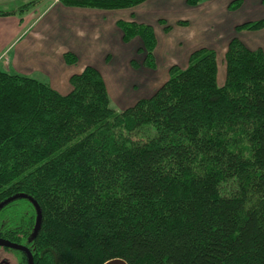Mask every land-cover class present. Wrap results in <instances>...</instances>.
Segmentation results:
<instances>
[{
	"label": "trees",
	"instance_id": "obj_1",
	"mask_svg": "<svg viewBox=\"0 0 264 264\" xmlns=\"http://www.w3.org/2000/svg\"><path fill=\"white\" fill-rule=\"evenodd\" d=\"M144 1L59 0L106 11ZM118 28L155 69L152 26ZM224 64L219 86L216 53L196 49L119 112L93 67L66 95L0 68V238L34 264H264V52L232 37ZM21 195L35 210L15 208Z\"/></svg>",
	"mask_w": 264,
	"mask_h": 264
},
{
	"label": "crops",
	"instance_id": "obj_2",
	"mask_svg": "<svg viewBox=\"0 0 264 264\" xmlns=\"http://www.w3.org/2000/svg\"><path fill=\"white\" fill-rule=\"evenodd\" d=\"M38 2L28 10H20L25 3L12 10H0V68L36 80H40L36 77L40 76L53 90L66 95L72 89L70 78L90 66L101 74L110 99L112 88L107 77L112 74L115 81L117 75V82L122 86L123 79L117 68L124 66L132 70L143 61V54L138 52L140 41L133 39L124 43L118 22H137L154 29L157 24L165 25L167 19V31H170L176 25L189 26L195 9L201 7V4L189 7L186 0H145L130 9L106 11L65 7L59 0H46L41 6L37 5ZM170 9L173 10L170 12ZM8 11L15 13L1 14ZM159 19H164V23ZM234 27L231 28L237 34ZM67 55L71 56L70 60L66 59ZM139 70L146 71L145 68ZM122 91L119 96L127 97V89Z\"/></svg>",
	"mask_w": 264,
	"mask_h": 264
},
{
	"label": "rangeland",
	"instance_id": "obj_3",
	"mask_svg": "<svg viewBox=\"0 0 264 264\" xmlns=\"http://www.w3.org/2000/svg\"><path fill=\"white\" fill-rule=\"evenodd\" d=\"M30 1H39L37 5L40 6L46 2V0H5L0 2V10H12L17 5L26 4ZM230 1L232 0L203 2L200 8L195 9L194 15L187 24L189 25L187 27L176 25L174 27L175 29H172V27L170 31H167V26L169 25L166 21L167 19L165 23L163 22L165 25L157 24L154 28L155 30L153 29L156 31V47L154 51L156 68L153 70L145 68L146 71L139 70V68H143L141 63L137 64L136 67H132V70L124 66L117 68L123 79L122 86H119L117 82V75H114L116 77L115 81L112 74L107 77L110 79L109 85L112 88V98L110 99L111 107L119 112L132 106L139 99L150 97L166 81V69L172 65L180 68L186 67L189 53L196 49L204 47L216 53L217 83L219 86L224 83V53L228 41L232 37H237L250 49L260 48L264 52V27L258 31H242L237 34L231 28L247 21L264 20V0H253V3L249 0H239L241 4L234 11H230L229 7L231 4H234L233 2L238 0ZM172 10L170 9V12ZM110 69L113 70V68ZM36 77L40 79V82L44 83L47 81L40 76ZM123 88H126V92H129V94H126L128 99L127 97L122 98V96H119V93H123ZM21 197L23 199L17 201L15 208H20L23 213L25 211L31 212L32 209L35 210L29 197L24 195H21ZM13 254L20 255L17 252L0 246V256L12 257Z\"/></svg>",
	"mask_w": 264,
	"mask_h": 264
},
{
	"label": "water",
	"instance_id": "obj_4",
	"mask_svg": "<svg viewBox=\"0 0 264 264\" xmlns=\"http://www.w3.org/2000/svg\"><path fill=\"white\" fill-rule=\"evenodd\" d=\"M0 246L7 248V249L16 250V251L26 253L28 258H29V264H32V258H31L30 251L26 247H24L22 245H18L16 243L10 242V241L2 239V238H0ZM105 264H126V263L121 259H113L111 261L106 262Z\"/></svg>",
	"mask_w": 264,
	"mask_h": 264
},
{
	"label": "flooded vegetation",
	"instance_id": "obj_5",
	"mask_svg": "<svg viewBox=\"0 0 264 264\" xmlns=\"http://www.w3.org/2000/svg\"><path fill=\"white\" fill-rule=\"evenodd\" d=\"M24 247H26V246H24ZM8 250H10V249H8ZM12 251L17 252L20 255L13 254L12 257H7V256H4V255L0 256V264H29V258H28L26 253L20 252V251H16V250H12ZM30 254H31V258H32V264H34V258H33V254L31 253V251H30Z\"/></svg>",
	"mask_w": 264,
	"mask_h": 264
},
{
	"label": "built area",
	"instance_id": "obj_6",
	"mask_svg": "<svg viewBox=\"0 0 264 264\" xmlns=\"http://www.w3.org/2000/svg\"><path fill=\"white\" fill-rule=\"evenodd\" d=\"M2 56H0V59H1ZM6 59V54L3 55V60Z\"/></svg>",
	"mask_w": 264,
	"mask_h": 264
}]
</instances>
